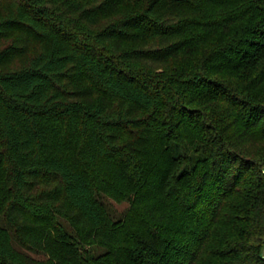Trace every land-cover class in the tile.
<instances>
[{
	"label": "trees",
	"instance_id": "1",
	"mask_svg": "<svg viewBox=\"0 0 264 264\" xmlns=\"http://www.w3.org/2000/svg\"><path fill=\"white\" fill-rule=\"evenodd\" d=\"M0 264H264V0H0Z\"/></svg>",
	"mask_w": 264,
	"mask_h": 264
},
{
	"label": "rangeland",
	"instance_id": "2",
	"mask_svg": "<svg viewBox=\"0 0 264 264\" xmlns=\"http://www.w3.org/2000/svg\"><path fill=\"white\" fill-rule=\"evenodd\" d=\"M109 202L112 206V208L116 211L117 214H120V213H123L126 211V209L129 207V203L128 202H122V203H119L115 200H111L109 199ZM30 254L33 255L34 257L36 258H44L45 255L42 254V253H36V252H32L30 251Z\"/></svg>",
	"mask_w": 264,
	"mask_h": 264
}]
</instances>
